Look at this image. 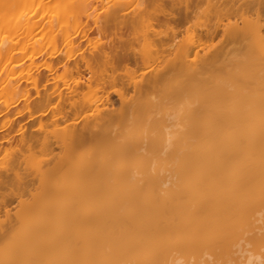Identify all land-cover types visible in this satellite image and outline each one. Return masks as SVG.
Instances as JSON below:
<instances>
[{"label": "bare ground", "instance_id": "bare-ground-1", "mask_svg": "<svg viewBox=\"0 0 264 264\" xmlns=\"http://www.w3.org/2000/svg\"><path fill=\"white\" fill-rule=\"evenodd\" d=\"M134 1L136 9L124 14V4L110 0L103 25L93 24L102 35L112 28L118 36L112 54H100L104 67L157 64L143 78L145 87L133 83L134 97H120L116 114L97 110L94 97L87 100V84L68 96L72 110L80 97L97 111L83 126L86 137L69 129L60 140L70 154L85 138L95 143L81 163L63 157L75 193L81 185L87 195L89 173L82 169L91 171L95 208L80 206L63 227L52 218L44 241L37 224L31 244L20 241L0 264H33L39 255L27 254L28 248L44 245L55 255L42 264H264V0ZM202 5L213 18L196 41H177ZM146 8L157 15L148 17ZM91 9L84 0H0V73L16 52L29 66L11 70V80L35 85L30 66L36 53L56 51L52 24L69 62L75 38L86 36L81 19H90ZM36 14L48 25L44 35L36 33ZM154 26H167L170 35L149 34ZM202 42L209 46L203 49ZM136 44L151 51L135 53ZM92 66L84 62L89 73ZM14 90L1 88V97L11 99ZM48 101L46 95L42 104ZM10 195L0 194V209Z\"/></svg>", "mask_w": 264, "mask_h": 264}, {"label": "rangeland", "instance_id": "rangeland-1", "mask_svg": "<svg viewBox=\"0 0 264 264\" xmlns=\"http://www.w3.org/2000/svg\"><path fill=\"white\" fill-rule=\"evenodd\" d=\"M92 5V16L85 20L82 16L81 23L86 36L78 34L75 38V46L71 54L72 59L67 62V49L62 44L60 31L56 24H52L55 32V54L50 56L47 48L39 49L30 66L36 77L33 85L21 80L16 85L11 80V70L18 72L29 66L27 59L21 61L22 56L11 53L12 61L6 59V63L0 73V89L15 88L12 98L4 100L0 94V194H11L5 201V208L0 209V262L8 251L16 253L14 249L20 241L28 245L32 242L33 228L39 224L43 226L41 241L47 237L51 227V219L58 218V226H67L70 221L79 216L80 206L85 209L95 208V186H93L92 173L88 170V179L84 182L87 195H83V186L75 193V185L72 177L65 167L69 159L72 163H81L95 152V143L92 139L85 138L75 145L72 153L67 152L60 142L61 135L69 129L81 131L87 136L83 126L85 122L92 121L97 116L94 107H90L77 97V107L72 110L69 106L68 96L76 86L82 84L90 86L89 99L96 98L99 111L108 110L118 113L121 109L120 97L130 99L134 97L132 84L138 83L141 88L146 83V77L157 65L150 63L148 67L123 65L116 70L108 69L102 64L100 54L102 51L113 52L117 44V37L112 28L104 35L97 32L93 21L100 26L104 22L105 7L110 5V0H84ZM252 1V0H242ZM124 4L123 12L132 13L135 9L134 0H120ZM90 8V6H89ZM60 10V6L57 8ZM206 6L202 5L199 12L188 26L181 29L177 41L198 39L199 31L204 22L213 17L209 12H204ZM155 10L146 8V15L154 18ZM37 32L44 35L48 25L36 14ZM159 17V15H158ZM264 23V16L261 17ZM149 34L152 31L160 33V37H168L170 28L167 26H154L146 29ZM35 33V32H34ZM125 37V35H124ZM203 49L209 43L202 42ZM217 42L213 43L216 46ZM153 51V47H151ZM133 51L145 53L151 50L141 45H134ZM21 61L20 67L13 68V62ZM93 63L92 73L84 68V62ZM76 69L77 74H76ZM89 82V83H88ZM85 91V90H84ZM48 95L49 101L42 104L43 98ZM145 96L139 99L146 102ZM82 101V103H81ZM34 137L32 142L26 143V139ZM64 154H69L66 161ZM65 162V163H64ZM80 170L75 171L79 175ZM91 182V183H89ZM60 187H65L60 191ZM23 226H27V235H24ZM57 248L54 251L57 253ZM27 254L39 255V260L33 264H42L46 256H54L47 246L42 250L34 251L28 248Z\"/></svg>", "mask_w": 264, "mask_h": 264}]
</instances>
